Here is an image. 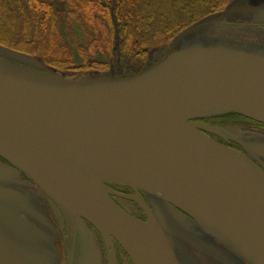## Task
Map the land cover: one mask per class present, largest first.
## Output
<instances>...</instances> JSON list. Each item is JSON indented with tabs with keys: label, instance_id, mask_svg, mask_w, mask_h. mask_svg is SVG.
<instances>
[{
	"label": "water",
	"instance_id": "water-1",
	"mask_svg": "<svg viewBox=\"0 0 264 264\" xmlns=\"http://www.w3.org/2000/svg\"><path fill=\"white\" fill-rule=\"evenodd\" d=\"M256 12L264 5L243 0L188 26L161 59L125 77H58L0 57V157L77 226L84 218L107 244L115 239L133 264L178 262L154 214L135 197L146 220L126 213L107 184L165 201L250 264H264V172L203 132L225 130L193 120L234 112L264 124V55L177 48L193 31ZM11 262L22 263L0 244V264Z\"/></svg>",
	"mask_w": 264,
	"mask_h": 264
},
{
	"label": "trees",
	"instance_id": "trees-1",
	"mask_svg": "<svg viewBox=\"0 0 264 264\" xmlns=\"http://www.w3.org/2000/svg\"><path fill=\"white\" fill-rule=\"evenodd\" d=\"M237 1L0 0V46L61 76L125 77L158 61L186 27ZM223 114L249 119L233 112L196 119Z\"/></svg>",
	"mask_w": 264,
	"mask_h": 264
},
{
	"label": "flooded vegetation",
	"instance_id": "flooded-vegetation-1",
	"mask_svg": "<svg viewBox=\"0 0 264 264\" xmlns=\"http://www.w3.org/2000/svg\"><path fill=\"white\" fill-rule=\"evenodd\" d=\"M263 25L264 23H260ZM229 114L209 117L202 122L244 134L264 135V124ZM216 141L242 153L264 172L262 159L235 136H221L203 130ZM228 131V130H227ZM110 198L125 212L143 221L146 212L133 197L139 198L160 223L179 264H250L229 246L216 239L184 212L165 201L129 186L108 184ZM163 218H166L164 222ZM174 220L178 222L173 223ZM77 226L24 173L0 157V244L18 264H133L120 244H107L86 219ZM183 229L184 234L169 226ZM36 255L30 262L23 256L31 248ZM8 264H15L14 262Z\"/></svg>",
	"mask_w": 264,
	"mask_h": 264
},
{
	"label": "rangeland",
	"instance_id": "rangeland-1",
	"mask_svg": "<svg viewBox=\"0 0 264 264\" xmlns=\"http://www.w3.org/2000/svg\"><path fill=\"white\" fill-rule=\"evenodd\" d=\"M250 4L255 5H264V0H251ZM229 20L232 23H248L252 22L255 24L264 23V12L256 13H233L229 16ZM73 39V38H72ZM193 45H207V46H217V47H235L237 49L250 51L256 54L264 55V27H253V26H237V25H214L201 28L199 30L193 31L187 36H185L177 45V48H183ZM14 53L16 56L24 57L28 59L21 62L25 65V68H34L35 64L30 61L26 56L20 55L13 51H10L4 47H0V57L8 59L10 58L14 62L18 61V57H14L11 54H2L3 51ZM67 51V50H66ZM65 51V52H66ZM69 52V50L67 51ZM14 57V58H13ZM9 60V59H8ZM37 69V68H36ZM40 71V70H39ZM44 72V70H43ZM55 72H45V74ZM84 73L81 74V77ZM54 75L61 76L60 73H55ZM64 77L74 78L75 75L67 74ZM236 137L239 138L243 143L250 145L252 151L257 153V155L262 159L264 164V135L259 133L244 134L239 130H232ZM166 222V218H163ZM177 223V220H174L173 223ZM167 224V222H166ZM169 228L174 230L177 233L184 234L183 229L176 227L174 225L169 226ZM31 248L28 252L24 251V257L27 261H35L33 258L36 255L32 249V240L30 238ZM38 255V253H37Z\"/></svg>",
	"mask_w": 264,
	"mask_h": 264
}]
</instances>
